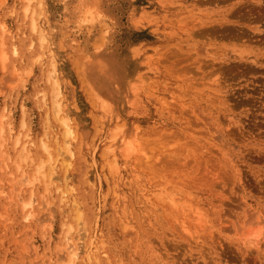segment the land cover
Here are the masks:
<instances>
[{
  "label": "rangeland",
  "instance_id": "1",
  "mask_svg": "<svg viewBox=\"0 0 264 264\" xmlns=\"http://www.w3.org/2000/svg\"><path fill=\"white\" fill-rule=\"evenodd\" d=\"M37 1L34 19L47 39L41 50L24 16L27 1L0 0L7 57L0 64V264H58L63 224L75 220L73 206L43 182L21 191L39 200L42 224L25 225L6 196L36 164V145L55 138L51 65L64 115L82 140L87 183L77 201L89 208L82 221L90 224L79 221L76 232L101 248L91 264H264V0H87L97 8L87 20L81 0H42L41 8ZM101 47L119 75L106 117L90 104L79 57ZM95 116L105 119L101 127ZM115 122L138 150L119 158L117 175L101 152ZM20 133L28 138L14 147ZM24 144L32 151L26 163ZM170 192L199 210L202 227L192 224L184 236L171 223L170 211L156 206L157 194ZM249 232L260 233L257 244Z\"/></svg>",
  "mask_w": 264,
  "mask_h": 264
},
{
  "label": "bare ground",
  "instance_id": "2",
  "mask_svg": "<svg viewBox=\"0 0 264 264\" xmlns=\"http://www.w3.org/2000/svg\"><path fill=\"white\" fill-rule=\"evenodd\" d=\"M26 1L27 5L23 10L25 14L24 16L29 17L31 20V32L39 35L36 41V44H38L36 47L38 50H41L47 43V39L45 35H43V32L38 25V21L34 19V16H37V14L35 9H32V0ZM87 2V0H81L78 9V13L81 14V16H84L85 20L89 19V17L94 18L97 15V8L91 3L87 4ZM36 3L41 8L43 3L42 0H38ZM5 28L4 24L0 23V64L3 67L7 62L6 55L1 51ZM34 43L35 41L33 42V39H31L28 46L32 47ZM101 50L96 51L100 53H80L79 57L81 58L80 69L84 76V84L87 88L90 104L97 110L98 115L101 114L106 117V115L110 114L113 110V105H111L113 96L110 93L111 89L109 86L118 85L119 75L117 69L112 66L111 58L107 57L108 55L105 54L102 47ZM17 53V49L13 48V55H16ZM37 59L39 58L37 57ZM51 67L52 71L48 73L46 78L52 85L54 93L52 111L49 112V117L51 119V126L56 130L55 138L50 143L41 140V146L38 145L37 147L36 145L35 154L38 157V159L35 160L36 164L33 163L34 167L31 168L30 173L21 171L18 178L10 183V192H8L10 194L6 196L9 200L8 205L15 206L20 220L30 227L42 224L45 219L40 220L36 217L38 209L41 207L39 200H32L31 197L25 199L21 194L22 189L34 185L36 182H43L46 188L54 187L58 194L56 197L57 201L65 203V206L70 203L75 211V220L70 221L71 223L67 221L63 224V226H68V231L63 234V246L60 248L61 256L56 262L58 264H91V262H98L100 260L98 254L101 248L93 241L83 242L82 239L78 237V232H76L78 222L82 221V217L89 215V208L84 207L81 210L77 201L82 187L87 183L86 176L82 174L85 164V161L81 160L83 152L81 145L82 140L80 134L76 131V127L72 125V119L67 115H64V108L59 100L60 89L55 77L56 70L53 65H51ZM14 76H16V74ZM97 116H95L94 119L100 126L105 119L100 121V118H97ZM3 119L4 117L1 116L0 137H2L3 128L1 124ZM25 127L26 123L22 121L21 128L24 129ZM7 129L8 131H11L9 127ZM100 130L99 132H101ZM107 134H110L111 136L108 135L101 143L102 157L107 166H109L108 168L110 171L117 175L119 172V158L123 156L124 158H128L135 154V152L138 153V150L133 135L129 134V131L125 126L123 127V125L115 122ZM23 138H28V134L24 135L20 133L15 139L14 147H18ZM55 141L60 142L57 148L52 149V144ZM1 146L2 144L0 147ZM25 147V144L20 147L21 154H23V157L21 158L22 163L31 161L32 151L25 149ZM139 153L145 156L143 150H140ZM46 167H48L47 171L45 170ZM18 170H20V168H18ZM14 185L18 186L15 190L13 189ZM174 195V192H170L169 195L166 196H163L162 193L157 194L156 198L159 202L156 206L161 204L162 207H165L163 208L164 211H170V215L172 216L171 223L174 222V224L183 231V234H189L190 225H199L202 220V215L195 206L175 201L173 199ZM48 215L50 216L51 214L49 213ZM82 222L89 227L90 217H85ZM174 228L177 229L176 227ZM192 230L194 229L192 228ZM73 233L75 235H73L74 237L72 236ZM186 234H184V236ZM259 234H257V232L256 234L255 232L247 233L246 237L248 238L249 244H257L256 242H258Z\"/></svg>",
  "mask_w": 264,
  "mask_h": 264
}]
</instances>
